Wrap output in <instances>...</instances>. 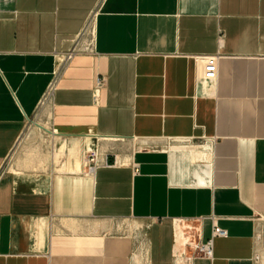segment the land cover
Here are the masks:
<instances>
[{"label": "crops", "instance_id": "crops-1", "mask_svg": "<svg viewBox=\"0 0 264 264\" xmlns=\"http://www.w3.org/2000/svg\"><path fill=\"white\" fill-rule=\"evenodd\" d=\"M263 226L264 0H0V264H264Z\"/></svg>", "mask_w": 264, "mask_h": 264}, {"label": "built area", "instance_id": "built-area-1", "mask_svg": "<svg viewBox=\"0 0 264 264\" xmlns=\"http://www.w3.org/2000/svg\"><path fill=\"white\" fill-rule=\"evenodd\" d=\"M96 15H92L91 19L89 20V24L87 25V27L85 28V32L84 34H87L88 37H90V45L93 44V30L92 28L89 27V25H91L94 21ZM80 48L74 47L64 58L63 62H68L71 59H73L74 56H76L79 52H80ZM196 63L200 66V79L202 81H214L217 77V73H218V67H217V62L218 59L217 57H213V56H202V57H197L195 58ZM98 87L102 86V82L99 80L97 82ZM52 91V87L49 89L48 95H46L43 99V102H45L47 100V97L49 96V94ZM87 172L88 174H92L97 168L99 167H104L107 165L106 163V159H101L98 152H92L88 155L87 159ZM138 170L135 169V173H137ZM226 236V232L218 229V228H214L213 231V237H225ZM199 254H201L203 257L206 258H210L212 255V243L208 242L206 244L200 245L197 248Z\"/></svg>", "mask_w": 264, "mask_h": 264}, {"label": "rangeland", "instance_id": "rangeland-1", "mask_svg": "<svg viewBox=\"0 0 264 264\" xmlns=\"http://www.w3.org/2000/svg\"><path fill=\"white\" fill-rule=\"evenodd\" d=\"M260 245H261V250H262V257L264 259V226L260 234Z\"/></svg>", "mask_w": 264, "mask_h": 264}]
</instances>
